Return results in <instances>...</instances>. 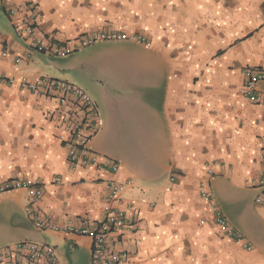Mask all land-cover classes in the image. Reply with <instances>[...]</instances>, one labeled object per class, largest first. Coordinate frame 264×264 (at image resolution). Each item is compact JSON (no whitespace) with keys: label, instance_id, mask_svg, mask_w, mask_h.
Masks as SVG:
<instances>
[{"label":"crops","instance_id":"obj_1","mask_svg":"<svg viewBox=\"0 0 264 264\" xmlns=\"http://www.w3.org/2000/svg\"><path fill=\"white\" fill-rule=\"evenodd\" d=\"M31 7L53 46H74L98 30L141 35L151 44L98 41L64 56L40 53L24 37ZM246 67H264V0H0V185L41 182L44 194L33 210L64 228L97 224L106 182H130L125 198L137 223L112 235L130 264H264V205L255 201L264 102L245 96ZM41 77L66 80L96 101L102 123L90 147L117 161L118 173L71 166L64 122L82 112L59 92L20 85ZM202 182H210L214 197L215 186L227 198L239 188L255 193L262 220L243 235L250 250L213 222ZM30 204L25 190L0 193V248L30 240L54 247L61 264L91 263L90 237L39 230L25 211ZM13 258L48 264L19 252Z\"/></svg>","mask_w":264,"mask_h":264},{"label":"built area","instance_id":"obj_2","mask_svg":"<svg viewBox=\"0 0 264 264\" xmlns=\"http://www.w3.org/2000/svg\"><path fill=\"white\" fill-rule=\"evenodd\" d=\"M18 13L16 8H8V14L11 18L17 17ZM28 13L27 22L24 26V37L28 46L40 53L64 56L98 41L113 42L131 39L141 44H151L141 35H132L119 30H98L82 36L78 44L74 46H53L51 40L45 37L37 27L35 9L31 7ZM242 74L245 96L251 102H264V91L258 89V84L264 82V67H246L242 70ZM20 85L23 89L37 93L59 92L65 98L68 97L67 100L71 106L82 112V117L73 115L64 122L65 134L62 135V139L67 150V159L73 168L94 166L102 172L118 173L120 166L117 161L101 156L90 147V141L99 132L102 121L96 101L85 89L66 80L51 77H41L32 81L23 79ZM55 181L59 182L60 178H55ZM128 184L130 182L126 184L116 179H110L106 182L107 194L103 207V217L97 224L92 225L85 222L82 225L70 224L64 228L55 224L51 215L43 216L33 210V204L38 202L44 194L41 182L30 179H11L0 185V193L13 190L27 191L31 204L26 207L25 211L30 216L32 224L39 230L65 231L74 235L90 237L92 239L90 264H130L131 255L129 251L118 248L112 239L113 233L125 231L137 223V212L134 205L127 202L125 198ZM256 186L259 192L255 201L264 205V156L262 158V173L256 182ZM200 196L210 204L216 223L230 237L243 242L240 234L228 224L224 214L215 205L208 183L202 182L200 184ZM123 204L125 205L122 206ZM244 245L247 249H251L245 240ZM15 252L21 253L30 262H37L46 258L48 264H61L54 247L30 240L20 241L13 247L0 248V264H18L17 259L13 258Z\"/></svg>","mask_w":264,"mask_h":264},{"label":"rangeland","instance_id":"obj_3","mask_svg":"<svg viewBox=\"0 0 264 264\" xmlns=\"http://www.w3.org/2000/svg\"><path fill=\"white\" fill-rule=\"evenodd\" d=\"M2 18L4 19L7 26L9 27V24L7 22L6 17L2 15ZM84 72H85V70H84ZM88 73H90V72L88 71L87 73L83 74V70L81 71L82 76H86V74H88ZM87 78H88L90 83L94 82V81H99L98 78L96 80H91L89 77H87ZM211 171L212 170L210 169L209 172L211 173ZM206 183H208V186H209L211 193L213 195L215 205L217 206L218 210L223 214L222 210L220 209V205H221V207L225 211L224 216L228 220V224H229V222H233L234 224H236L238 226L239 232L236 229L235 230L240 234V236L243 238V242H244L245 239H244L243 235H245L247 237L248 236V230L253 225L259 224L260 220H262L261 216L259 215V212L257 211L256 205L254 202L255 193L252 191H246V190H242L239 188V189L233 190V194H232L231 198H227L225 196V194L220 192L219 188H216V186H215V190H214L215 197H216L215 198L210 182H206ZM199 193H200V189H199ZM216 199H217V201H216ZM218 201H219V203H218ZM207 206L209 207V209L212 213L211 219L221 230H223V228H221L216 223V221L214 219V213L210 207V204L207 203ZM223 232L230 239L235 240V241H239V240H236V239L230 237L224 230H223Z\"/></svg>","mask_w":264,"mask_h":264}]
</instances>
